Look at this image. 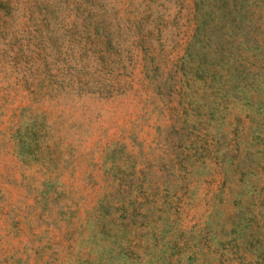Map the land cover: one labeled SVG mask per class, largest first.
I'll use <instances>...</instances> for the list:
<instances>
[{"label": "rangeland", "instance_id": "obj_1", "mask_svg": "<svg viewBox=\"0 0 264 264\" xmlns=\"http://www.w3.org/2000/svg\"><path fill=\"white\" fill-rule=\"evenodd\" d=\"M0 264H264V0H0Z\"/></svg>", "mask_w": 264, "mask_h": 264}, {"label": "trees", "instance_id": "obj_2", "mask_svg": "<svg viewBox=\"0 0 264 264\" xmlns=\"http://www.w3.org/2000/svg\"><path fill=\"white\" fill-rule=\"evenodd\" d=\"M222 1V0H221ZM220 20H222V16H221V19ZM255 40V39H254ZM255 43H256V40H255Z\"/></svg>", "mask_w": 264, "mask_h": 264}]
</instances>
